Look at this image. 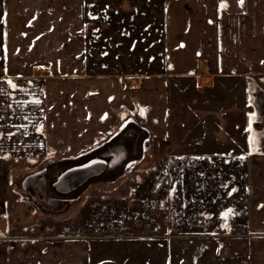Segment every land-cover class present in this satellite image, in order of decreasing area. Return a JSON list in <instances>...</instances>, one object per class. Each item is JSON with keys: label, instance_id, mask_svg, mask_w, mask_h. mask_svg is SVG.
<instances>
[{"label": "crops", "instance_id": "obj_1", "mask_svg": "<svg viewBox=\"0 0 264 264\" xmlns=\"http://www.w3.org/2000/svg\"><path fill=\"white\" fill-rule=\"evenodd\" d=\"M222 82L226 96L215 93ZM237 86L245 113L214 116ZM190 97L218 124L174 125L185 120L170 109ZM176 127L182 147L200 141L197 156L218 134L243 133L234 236L250 264H264V0H0V264H93L89 237L28 232L49 214L40 191L54 197L51 182L90 152L174 137ZM27 177L39 193L25 192Z\"/></svg>", "mask_w": 264, "mask_h": 264}, {"label": "rangeland", "instance_id": "obj_2", "mask_svg": "<svg viewBox=\"0 0 264 264\" xmlns=\"http://www.w3.org/2000/svg\"><path fill=\"white\" fill-rule=\"evenodd\" d=\"M222 86L223 82L219 83L215 93L228 95ZM171 88L180 87L171 85ZM236 88L235 102L225 105L219 102L214 116L245 113L238 99L244 87ZM187 89L190 95L196 94L192 86ZM191 98L184 103L186 109L179 111L177 106L170 109L172 116L178 118L180 113L185 120L180 123L174 120V125L182 124L186 129L217 125L212 120L207 123L208 115L196 110ZM176 128L174 137L156 138L149 143L144 135L133 142L132 157L117 171L112 170V159H108L104 174L80 187L73 194L74 199L61 196L54 201L55 194L47 197L40 191L43 199H37L39 209L49 214H39L42 217L38 215L41 218L36 222L37 229L28 232L89 237L93 264H250L247 241L234 236L243 232L247 189L245 167L239 164L242 160L238 157L244 151L243 133L231 130L229 135L218 134V142L205 144L206 151L199 149L198 154L202 155L197 156L196 144L200 141L191 140L182 147L181 133ZM228 145L237 146L235 155L230 154ZM190 151L194 155L186 156ZM106 152L112 154L109 149ZM94 153H88L76 165L103 155ZM189 157L197 158L198 162ZM22 183L29 196L42 184L32 183L29 177ZM15 188L12 182L11 191ZM53 190L58 191L56 186ZM34 216L29 211L28 219Z\"/></svg>", "mask_w": 264, "mask_h": 264}, {"label": "flooded vegetation", "instance_id": "obj_3", "mask_svg": "<svg viewBox=\"0 0 264 264\" xmlns=\"http://www.w3.org/2000/svg\"><path fill=\"white\" fill-rule=\"evenodd\" d=\"M133 144L134 143L130 142L116 145L113 148L109 149L110 151H112V154H107V152L105 151L103 153H100L103 155H101L97 159H94L93 161H90L89 163L76 165L69 171L67 170L66 172H62L57 177V180L51 182V186H53V188H51L50 190H52V193L55 194V198L53 200L56 201L57 199L62 197L68 198L69 195L77 192L85 182H87L86 184H88L90 183V181H92V179H96L103 175L104 171L107 169L108 159H112L113 171H117L118 169H120L123 165V162H125L127 158L132 157V147L134 146ZM55 186L58 189V191L56 192L53 190ZM60 188H63L65 192H61Z\"/></svg>", "mask_w": 264, "mask_h": 264}, {"label": "snow or ice", "instance_id": "obj_4", "mask_svg": "<svg viewBox=\"0 0 264 264\" xmlns=\"http://www.w3.org/2000/svg\"><path fill=\"white\" fill-rule=\"evenodd\" d=\"M240 4L243 5L244 3V0H239Z\"/></svg>", "mask_w": 264, "mask_h": 264}, {"label": "water", "instance_id": "obj_5", "mask_svg": "<svg viewBox=\"0 0 264 264\" xmlns=\"http://www.w3.org/2000/svg\"><path fill=\"white\" fill-rule=\"evenodd\" d=\"M87 182H85L83 185H86Z\"/></svg>", "mask_w": 264, "mask_h": 264}]
</instances>
